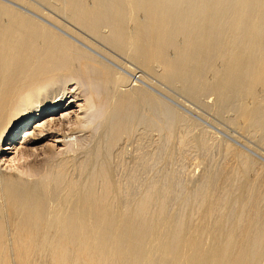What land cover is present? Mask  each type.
Returning <instances> with one entry per match:
<instances>
[{
  "label": "bare ground",
  "instance_id": "bare-ground-1",
  "mask_svg": "<svg viewBox=\"0 0 264 264\" xmlns=\"http://www.w3.org/2000/svg\"><path fill=\"white\" fill-rule=\"evenodd\" d=\"M40 1L189 97L233 106L242 133L264 136V0ZM24 5L43 12L0 0V264H264V166L224 142L197 184L176 185L167 142L185 116L159 124L164 102L102 59L104 45L59 25L76 42ZM153 122L166 145L136 146L126 161L123 139Z\"/></svg>",
  "mask_w": 264,
  "mask_h": 264
},
{
  "label": "rangeland",
  "instance_id": "rangeland-1",
  "mask_svg": "<svg viewBox=\"0 0 264 264\" xmlns=\"http://www.w3.org/2000/svg\"><path fill=\"white\" fill-rule=\"evenodd\" d=\"M27 1H29L32 4L38 5L37 7H39L44 12V14L45 13L50 14V16L55 17L59 21H62V24L59 23L56 19H55L56 21L54 20V22H56V23L58 22L59 23L58 25L54 24L53 21L50 22V20H51L50 16H47V14H45V16H43L42 15L43 12L39 11V13H38L37 11H33L32 8H29L26 5H24V7L23 6L21 7V8H23L22 10H25V12H27V13L30 12L31 15H34V16L36 15L35 17H37V18H39L41 20L44 19L43 21L48 23L49 25H52L51 23H53L52 27H54L55 29H57L58 31H60L62 33H66L65 35L68 36V37L70 35L69 38L73 39L74 41L78 42L79 40L77 41V39H79L80 37L78 36L79 37L78 38L77 35H73L74 32L70 33L69 32L70 29L68 31H66V29L64 28L65 26L70 25L73 29L81 32L82 34L87 36L89 39L91 38V40H93V41L96 40V39L94 40L88 34H85L84 31L80 30L77 26H75L73 23H71V21H68V19L65 18L66 16L62 15L63 16L62 17L61 14H63V13H61V12H59L57 10H55V12H54L53 11L54 9H52V7H50L49 5H45L43 2L41 3V1L39 2V0H27ZM57 12H59L61 14H59ZM49 17H50V20L48 19ZM59 25H63L64 27H61ZM61 29H63V30H61ZM80 41H81V44H83L85 46L87 45L86 48L90 47L89 43L86 44V42L82 41V39H80ZM95 42L97 44H99L100 46L104 45L103 43H100V41H98V40L95 41ZM91 48H93V47H90L89 50ZM102 48H104V49H106L108 51L105 56L101 55V54H104V52H105L103 50L99 49L100 52L98 50L96 52L94 50V48H93L91 51L93 53H96V54L98 53V55L100 54L101 58L104 59V60H106L105 58H107V62L109 61L111 64L113 63L112 65L115 64L114 66L118 70H120L123 74H125L127 77H129L130 80H132L131 81L132 84L135 82L137 85L139 84L140 86L145 87L148 91L152 92L162 102H164V104L166 105V107L168 109V112L166 113V115H163V114L160 115L158 113L159 110H157V112L155 110L154 111L155 114H153V117L155 116L154 119L157 120V118H158V120H161L162 117L163 118L164 117H169L171 119L166 118L169 121V120H173L176 117V116L174 117V115H176V114L184 115L186 118H188V119H185V117H184V121L185 122L184 121H181V122L179 121L177 123V125L175 124V131H174V138L175 139L173 138L169 143L167 142V144H168L167 146H169L168 147L169 150L173 149V152H174V153L172 152L173 155L171 156V157H173L172 161L170 160L169 163H167V166H168L167 168L169 169L168 170L169 172L173 171V173H174V175L176 177L179 176V178L177 179L176 183L179 180L180 181L176 185H178L180 187L181 185H179V184L183 183L184 186L185 185L187 186V184H188V186L186 188H190V187L192 188V185L197 184V182L200 180L199 177H201L202 172L208 167V160L205 159L207 157V155H208L207 153H210L209 156L210 155L212 156V158L210 157V159L212 161H214L216 158L217 159L215 161H218L220 159V155H221L218 151L221 150V147H222L221 145L224 142H229L234 147H236V148L244 151L245 153H247L251 158L256 160L259 164L261 163L260 165L264 166V146H263L264 145V136L261 135L260 131H259V133L256 132L254 134L249 133V132L246 133L247 131L246 132L243 131V133H242V131H241L242 129L238 128L239 126L237 125L238 124L237 120H236V122L235 121L233 122V120L236 119V113H235L236 111L233 109L234 111L232 112V108H234L233 106L232 107H231V105H229L228 107L226 106L225 109H224V107L217 108L216 105L214 104L215 103V97L211 93H210V95L212 97L208 93V94L204 95L203 97H201V98H205V99H201L200 98V100H202V101H200V100L198 101L196 98H193L192 96L189 97L190 95L188 93L182 92V90H179L180 88L178 89V87H175V85H173L174 86L173 87L172 84L166 83L165 81L161 80V78L160 77L158 78L157 75L154 76V74H152L150 72H149L150 74L147 73L148 71L146 72V71L140 70L139 66L132 59H129V57L126 54L123 53V55H122V53L120 54V52L117 51V50L116 51H114V49L110 50V47H108L106 45H104ZM107 55L108 56L112 55V58H111V56L108 57ZM124 55L127 56V57H125ZM109 58H110V60H109ZM113 58H114L115 61H116V59H119L118 60L119 63L117 61L114 62ZM128 59L130 61H128ZM186 94H188V95H186ZM207 105L209 106V108H208ZM211 105H212V107H211ZM74 108L77 109L78 107L75 105ZM169 108H170V110H169ZM213 108H215V109H213ZM226 108H230V110L226 109ZM176 112H178V113H176ZM217 112H218V114H217ZM219 112H221V113H219ZM228 112H231V113H228ZM223 113H225V114L223 115ZM159 117H160V119H159ZM100 118H101L100 116H99L98 119L96 117V119H97L96 121L97 122L100 121ZM93 121H94V123H97V122H95V120H93ZM190 121H191V123H190ZM94 123H92V124H94ZM155 123L153 125H155V126L157 125L156 126L157 128H155V126H153L154 130L150 128V127H152V125L151 126L149 125L147 127V126L142 124V126H144L145 128H143L142 126H139L140 127L138 129L139 131H137L139 134L137 136H135L136 135V133H135V134L132 135V136H134V138H132L131 136H127L128 138L130 137L131 139H128L127 137L125 138V139H128L127 141L125 139H123L121 146H123L124 148L126 146V148H125L126 152L124 151V153L127 156H124L126 158L123 157L125 160L127 159L126 161H128V160L130 161L132 159L130 157H133L132 153H134L136 151V146H139V145L141 146L142 145L143 147H145V148L147 147L148 149H151V147H152L151 151H155V149L157 150L160 147V145H162V146L166 145L165 142L167 140H165V138H164L165 137V130L164 131H163V129L162 130L161 129L158 130V127H159V124L161 123V121H160V123L158 121L159 124H155ZM147 128H149V130H153V131H151L152 134L150 133L149 130H147ZM160 128H162V127H160ZM182 128H183V130H182ZM142 129L144 130V132H140V131H142ZM187 130H188L187 135L189 136V137H187L188 138V140H187L188 144L186 143V146L182 147V150H183L182 151L181 149H179V147H175V146H177V141H178L177 138H179L181 133H182V135H184V133H186ZM157 132H159V133H157ZM161 132H163L164 135L161 134ZM193 132H194V134H192ZM201 133H203V134L201 135ZM142 134L145 137V138L143 137V139H142ZM160 134H161V136L162 135L164 136V137L162 136L163 139L159 136ZM199 134H200V136H199ZM255 134H257V135H255ZM151 135H153V136H151ZM20 136L22 137V133H21ZM159 137H160V139H159ZM202 138L207 139V141L209 142V148L208 149H206V147H203L204 145L202 146V144L200 142L201 141L200 139H202ZM139 139H141L142 141L141 140L137 141ZM157 140H158V143H156ZM259 140L260 141L262 140V142H260ZM133 141H134V143H133ZM159 141L161 142V144H160ZM136 142H138V143H136ZM191 142L193 144H191ZM139 143H141V144H139ZM210 143L212 144V146H210ZM131 144H132V147L134 146L133 148L131 147ZM190 144H191V146H190ZM213 144H214V146H213ZM157 145L159 147H157ZM89 147H91V143H89ZM123 147H122V152L124 150ZM85 148H87V146ZM177 149H179L178 152H177ZM202 149H203L204 152L202 151ZM86 150H88V148ZM11 151L12 150H8L7 153L11 152ZM81 151H83V152L79 151L80 154L77 156V159L79 158L81 153L85 154L84 150H81ZM131 151H133V152H131ZM76 152L77 151L75 150V153ZM115 152L116 151H114V154H115V156H117L118 152H116V153ZM212 152L214 154H212ZM114 154H113V157H114ZM186 154H188V155H186ZM10 155L11 156H15V152L13 151L12 153H9V157H10ZM123 155L124 154L122 153V156ZM198 157H200V158H198ZM114 158H119V156L118 157H114ZM202 159H204V160L202 161ZM23 160L24 159L22 158L21 161L23 162ZM205 161H206L207 165L205 164ZM161 162H163V163L160 164V162H159L160 165H158V166L156 165L157 167H155V165H154L153 169L151 170V172L153 170L155 172H158L159 171L158 169L163 168L165 166V164H164L165 160L164 161L161 160ZM6 164H7V162H6ZM74 165H76V164H74ZM156 170H158V171H156ZM154 171H153V173H154ZM187 172H189V173H187ZM178 186H177V188H178Z\"/></svg>",
  "mask_w": 264,
  "mask_h": 264
}]
</instances>
